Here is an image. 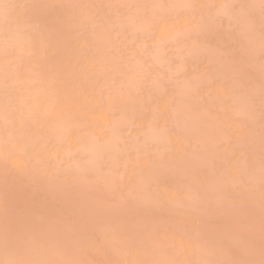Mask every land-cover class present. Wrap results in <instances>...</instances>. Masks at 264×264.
<instances>
[{"label":"bare ground","instance_id":"obj_1","mask_svg":"<svg viewBox=\"0 0 264 264\" xmlns=\"http://www.w3.org/2000/svg\"><path fill=\"white\" fill-rule=\"evenodd\" d=\"M262 33L264 0H0V264H259Z\"/></svg>","mask_w":264,"mask_h":264},{"label":"snow or ice","instance_id":"obj_2","mask_svg":"<svg viewBox=\"0 0 264 264\" xmlns=\"http://www.w3.org/2000/svg\"><path fill=\"white\" fill-rule=\"evenodd\" d=\"M5 7H11V5H5ZM261 58L264 61V33H262L261 38ZM262 97H264V86H262ZM261 145H262V154H261V189H262V213H261V253L262 259L259 261V264H264V100H262V110H261ZM6 243L15 245L16 240L11 235H6ZM5 264H39V262L32 261H12L5 262ZM43 264H77L74 261H64V262H43ZM133 264H152V262H133ZM156 264H161V262H156ZM210 264H217V262H210ZM222 264H256L254 261L250 260H230L224 261Z\"/></svg>","mask_w":264,"mask_h":264}]
</instances>
